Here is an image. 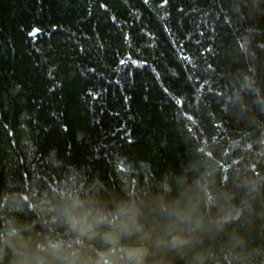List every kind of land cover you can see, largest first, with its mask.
<instances>
[{"label":"trees","instance_id":"1","mask_svg":"<svg viewBox=\"0 0 264 264\" xmlns=\"http://www.w3.org/2000/svg\"><path fill=\"white\" fill-rule=\"evenodd\" d=\"M193 167L264 264V0H0V229Z\"/></svg>","mask_w":264,"mask_h":264},{"label":"clouds","instance_id":"2","mask_svg":"<svg viewBox=\"0 0 264 264\" xmlns=\"http://www.w3.org/2000/svg\"><path fill=\"white\" fill-rule=\"evenodd\" d=\"M191 171L197 174H178L136 196L59 200L51 220L47 209L36 207L45 234L37 239L32 223L13 222L0 229V256L7 264H215L222 246L233 264H251L245 236L228 230L232 217L225 208L233 206V194L206 196L211 175ZM245 187L256 190L257 183ZM233 207L242 213V206Z\"/></svg>","mask_w":264,"mask_h":264}]
</instances>
